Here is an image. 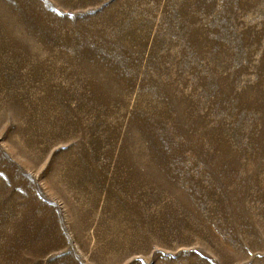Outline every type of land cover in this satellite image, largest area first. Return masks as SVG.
I'll return each mask as SVG.
<instances>
[{"label":"rangeland","instance_id":"obj_1","mask_svg":"<svg viewBox=\"0 0 264 264\" xmlns=\"http://www.w3.org/2000/svg\"><path fill=\"white\" fill-rule=\"evenodd\" d=\"M0 264H264V0H0Z\"/></svg>","mask_w":264,"mask_h":264}]
</instances>
